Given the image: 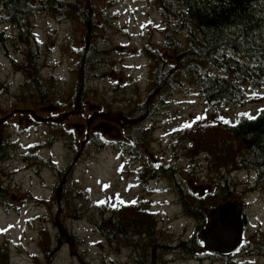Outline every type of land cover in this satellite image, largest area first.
Wrapping results in <instances>:
<instances>
[{
  "label": "rangeland",
  "instance_id": "1",
  "mask_svg": "<svg viewBox=\"0 0 264 264\" xmlns=\"http://www.w3.org/2000/svg\"><path fill=\"white\" fill-rule=\"evenodd\" d=\"M95 1L101 11L108 13L112 25L109 32L108 25L100 27L104 56L101 67L97 68L100 76L91 81L85 102L78 106L72 97L76 84L73 69L78 49L85 40L83 25L65 14L43 11L29 20L31 30L22 39L20 29L8 22L0 10V120L14 109L26 108L21 100L25 74L16 64L25 61L28 52L37 54L43 75L54 79V95L35 109L41 116L56 115L60 120L58 124H51L34 116L16 114L0 123L2 141L24 156L21 159L14 155L12 167L21 166V170L13 173L12 178L25 192L14 187L11 190L22 196L27 194L26 190H32L37 198H49L58 173L71 166L75 186L68 206L76 207L71 213L62 208L65 204H57L58 201L50 206L18 205L10 208V212L0 206V229L15 237L28 231L27 235L38 245L36 264H50L44 258L43 247L49 250L52 264H264V186L258 191H247L255 179V173L248 171L232 173L242 194L235 200L247 208L243 247H255L263 252L261 255L236 256V263L222 262V259L198 261L184 252H153L150 248H141V236L124 240L118 235L115 241H109L103 235L99 228L102 220L112 216V211L119 214V208L126 205L148 207L155 214L156 232L174 243L199 236L205 227L206 222L184 212L168 177L162 175L149 183L140 179L137 169L143 157L172 165L190 191L203 195L213 190L210 176L214 178L216 172L206 152L187 153L192 140L179 132L185 122L206 112L202 96L190 82L167 99V105L153 119L144 123L143 128L150 132L137 134L107 119L90 121L93 112L102 108L116 114L118 109H128L146 98L152 88L154 68V60L146 49L164 50V28L168 23L150 0ZM181 35L184 37L185 33ZM259 98L245 107L227 105L223 112L233 120L240 112L255 114L264 105V88ZM134 134L138 137L135 142L129 139ZM91 135L98 141L96 145H88ZM133 146L138 153L130 154ZM218 201L215 197L211 203ZM131 208L120 209L124 213L118 220L124 228L129 230L132 221L152 220L142 211ZM27 217L31 218L28 223ZM56 219L75 235L76 242L65 239L58 242ZM152 258L158 261L152 262Z\"/></svg>",
  "mask_w": 264,
  "mask_h": 264
},
{
  "label": "trees",
  "instance_id": "2",
  "mask_svg": "<svg viewBox=\"0 0 264 264\" xmlns=\"http://www.w3.org/2000/svg\"><path fill=\"white\" fill-rule=\"evenodd\" d=\"M150 2L159 8L168 22L164 28V50L146 49L154 60L152 88L142 102H135L128 109H118L116 114H112L109 108H102L93 112L90 121L111 120L139 134L146 130L144 123L153 119L167 105V99L176 95L186 82L195 86L203 98L206 112L201 117H193L191 122H185L179 132L192 140L186 148L189 155H195L198 151L208 155L210 166L216 172L214 178L210 176L213 190L205 195L190 191L178 178L172 165L155 163L147 157H143L137 171L145 183L162 175L168 177L184 212L205 223L210 212L218 205L241 198L242 194L232 176L234 171L255 173V179L247 191H258L264 186V105L255 114L240 112L235 120L226 117L223 112L227 105L245 107L260 100V91L264 88V0ZM0 10L8 22L20 29L22 39L31 30L29 20L43 11L65 14L83 25L86 29L85 40L78 49L73 69L76 84L72 97L77 106L85 102L91 81L100 76L97 68L101 67L100 61L104 58L100 27L108 25V32L111 29L108 13L101 11L95 0H0ZM183 32L184 37L181 35ZM36 57L35 52H28L26 60L16 64L25 74L21 100L26 108L34 110L55 93L54 79H47L43 75ZM53 121L50 123L60 122L59 118ZM146 131L150 132L149 129ZM135 135L129 139L135 142L138 138ZM88 143L96 145L98 141L91 135ZM135 149L136 146H133L130 154L138 153ZM73 186L75 181L70 166L59 173L56 181L57 204L68 206L71 203L69 197ZM215 197L219 201L212 204ZM65 206L62 207L65 211H76L74 206ZM131 207L142 211L146 217H152V220L149 218L145 222L142 219L140 223L132 221L129 230L124 228L118 220L124 213L120 209L128 211ZM117 212L119 214L112 211L113 215L99 224L109 241H115L118 235L124 240L141 236V248H150L153 252H184L198 261H214L224 257L205 250L198 235L179 243H174L167 236H160L155 230V214L148 207L126 205ZM56 223L59 228L58 242L64 239L77 241L64 223L58 219ZM153 259L152 262L158 261Z\"/></svg>",
  "mask_w": 264,
  "mask_h": 264
},
{
  "label": "flooded vegetation",
  "instance_id": "3",
  "mask_svg": "<svg viewBox=\"0 0 264 264\" xmlns=\"http://www.w3.org/2000/svg\"><path fill=\"white\" fill-rule=\"evenodd\" d=\"M35 111L38 113L37 110ZM53 113L55 112L53 111ZM16 114H22V113H15L10 117H7L8 115H5L6 118L3 117L0 120V123L5 120H9V118L14 117ZM26 115L32 116L31 114H26ZM54 116L55 117L51 116L47 118H52L53 120H55L59 117L56 115ZM53 120H49V121L53 122ZM39 145L42 148V145L41 144ZM18 153L21 152H17V150H13V147L7 145L0 138V206L4 207V210L6 212H10L11 210L10 208L16 207L18 205L30 207L31 203H35V204H41L43 206H50L51 203L53 204L54 201H58L55 195L56 183L51 188L53 194L51 193L49 198H37L32 190H26L27 194H23V196L11 190L12 187H14L21 193L25 192L24 188L18 186L19 183L16 184L13 183L14 179L12 178L13 173H17L19 170H21V166L12 167L13 165L12 159L14 158V155H18L21 159H24V156L19 155ZM27 158H33V157L29 156ZM243 206H244L243 222H244V234H245V229L247 228V224H248V216H247L246 204L244 205L243 203ZM30 220H31L30 217L25 218V221L27 223L30 222ZM27 232L28 231H25L23 234H18V236L15 237L11 232H6L3 228L0 229V264H23L22 263L23 261H25L26 264H36L38 262V258H39L38 245L34 243L33 238L27 235ZM48 251H49L48 249L46 250V248L44 249L43 247L44 258L48 259L49 263L52 264V259L48 256ZM261 253L263 252H260L255 247H250V248L243 247V241H242L240 248L235 253L219 259H222V262H226V263H236L237 262V260H235L236 256L249 258L259 254L261 255Z\"/></svg>",
  "mask_w": 264,
  "mask_h": 264
},
{
  "label": "water",
  "instance_id": "4",
  "mask_svg": "<svg viewBox=\"0 0 264 264\" xmlns=\"http://www.w3.org/2000/svg\"><path fill=\"white\" fill-rule=\"evenodd\" d=\"M15 113L31 114L39 121L46 119L30 108L15 109L7 117ZM243 234V204L239 200H230L218 205L210 212L200 237L204 240L206 250L228 256L239 248Z\"/></svg>",
  "mask_w": 264,
  "mask_h": 264
}]
</instances>
